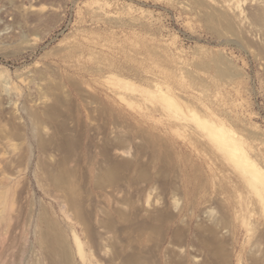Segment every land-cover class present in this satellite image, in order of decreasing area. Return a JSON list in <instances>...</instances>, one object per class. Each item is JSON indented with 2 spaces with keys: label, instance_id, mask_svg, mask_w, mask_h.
Returning <instances> with one entry per match:
<instances>
[{
  "label": "rangeland",
  "instance_id": "374dc122",
  "mask_svg": "<svg viewBox=\"0 0 264 264\" xmlns=\"http://www.w3.org/2000/svg\"><path fill=\"white\" fill-rule=\"evenodd\" d=\"M217 1L0 0V264H264V56L209 18L264 0Z\"/></svg>",
  "mask_w": 264,
  "mask_h": 264
},
{
  "label": "bare ground",
  "instance_id": "6f19581e",
  "mask_svg": "<svg viewBox=\"0 0 264 264\" xmlns=\"http://www.w3.org/2000/svg\"><path fill=\"white\" fill-rule=\"evenodd\" d=\"M209 18L211 22L215 24V26L219 27L222 25L228 33L235 36L242 44L244 43L250 48L257 46L256 48H259L260 53L264 56V2L263 4L259 5L258 8L256 7L253 9L247 19H242V26L240 23L239 26L234 24L232 20L223 12H212ZM212 131L216 134L220 133L219 130H215V128H212ZM219 136L223 145L229 142L227 138L223 137L222 132L219 134ZM229 148L232 151L234 150L233 145L229 146ZM239 162L241 161L239 160ZM250 165L251 164L247 162V166L250 167ZM255 175L258 177L257 173H255ZM107 176L109 179L113 178V171H109ZM68 177L65 171H60L55 173L51 178L56 186H65L67 188L69 192L68 196L70 206L75 210L76 214H80L75 192L71 187L72 185L70 184ZM40 243L45 246L47 251L54 258L55 264H74L69 244L66 241L63 232L57 229L54 224L50 223L47 225L46 229H44L40 236ZM134 260L132 261L129 259V261L127 260L125 263L135 264Z\"/></svg>",
  "mask_w": 264,
  "mask_h": 264
}]
</instances>
